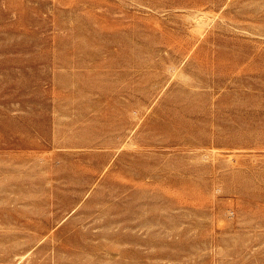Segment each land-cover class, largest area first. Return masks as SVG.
<instances>
[{"label":"rangeland","instance_id":"1","mask_svg":"<svg viewBox=\"0 0 264 264\" xmlns=\"http://www.w3.org/2000/svg\"><path fill=\"white\" fill-rule=\"evenodd\" d=\"M0 264H264V0H0Z\"/></svg>","mask_w":264,"mask_h":264}]
</instances>
